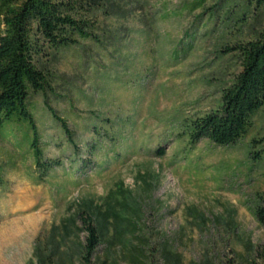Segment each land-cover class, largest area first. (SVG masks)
I'll use <instances>...</instances> for the list:
<instances>
[{"label": "rangeland", "instance_id": "obj_1", "mask_svg": "<svg viewBox=\"0 0 264 264\" xmlns=\"http://www.w3.org/2000/svg\"><path fill=\"white\" fill-rule=\"evenodd\" d=\"M184 1L118 0L120 13L98 19L100 44L43 58L47 101L70 139L40 95L28 106L40 166L28 124L0 128V264H79L82 213L102 236L91 264H129L140 249L147 264H164L162 249L180 264H264L255 253L264 227L252 214L264 193V108L234 145L189 144L184 122L217 109L238 66L218 57L217 34L201 38L202 27L175 61L193 20L161 15Z\"/></svg>", "mask_w": 264, "mask_h": 264}, {"label": "trees", "instance_id": "obj_2", "mask_svg": "<svg viewBox=\"0 0 264 264\" xmlns=\"http://www.w3.org/2000/svg\"><path fill=\"white\" fill-rule=\"evenodd\" d=\"M120 11L118 0H0V128L5 122L28 124L32 136L29 150L36 166L42 162L43 150L38 127L28 110L34 95L41 96L44 108L70 139L66 121L48 104L53 77L43 58L82 41L100 44L96 35L99 17ZM183 14L192 17L195 30L184 32L186 46L173 51L175 61L191 51L197 29L202 27L201 38L217 34L215 53L218 57H234L238 71L220 89L217 109L187 119L182 130L191 145L201 140L217 147L234 145L252 126L255 113L264 108V0H185L177 13L164 7L161 17ZM156 153L161 155V151ZM2 183L0 171V186ZM252 214L264 227V193L256 194ZM79 219L80 232L85 235L79 248V264L95 263V250L102 236L88 214L82 213ZM139 252L138 257L131 254L129 264H147L146 251ZM255 253L264 263V247ZM161 256L164 264L181 262L179 255L166 249L161 250Z\"/></svg>", "mask_w": 264, "mask_h": 264}]
</instances>
